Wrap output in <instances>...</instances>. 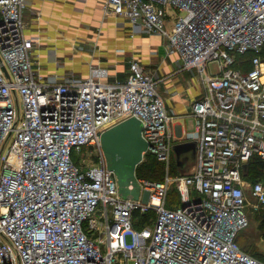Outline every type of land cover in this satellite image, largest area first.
Masks as SVG:
<instances>
[{"label":"built area","instance_id":"obj_1","mask_svg":"<svg viewBox=\"0 0 264 264\" xmlns=\"http://www.w3.org/2000/svg\"><path fill=\"white\" fill-rule=\"evenodd\" d=\"M26 1L0 0V264H264L235 241L245 208L264 209L263 183L243 175L251 158L264 161V0H102L198 74L196 166L173 178L157 80L136 60L123 81L96 65L83 79H45L25 36ZM231 52H250V67H234ZM130 117L165 165L163 180L136 177L137 200L119 194L100 142ZM172 183L177 208L166 206Z\"/></svg>","mask_w":264,"mask_h":264},{"label":"crops","instance_id":"obj_2","mask_svg":"<svg viewBox=\"0 0 264 264\" xmlns=\"http://www.w3.org/2000/svg\"><path fill=\"white\" fill-rule=\"evenodd\" d=\"M102 5V0L26 1L22 19L25 36L35 39L32 60L36 72L47 80L83 79L88 77L90 66L96 65L108 71V82L123 81L130 62L136 60L157 80L158 93L172 117L173 146L189 141L197 145L198 134L190 115L191 103L202 94L197 72L182 69L179 55L166 52L163 37L134 33L127 19L106 14ZM182 158L177 166L172 151L170 167L176 175L195 169L196 152L193 159L189 152H183ZM181 205L166 200L168 208Z\"/></svg>","mask_w":264,"mask_h":264},{"label":"water","instance_id":"obj_3","mask_svg":"<svg viewBox=\"0 0 264 264\" xmlns=\"http://www.w3.org/2000/svg\"><path fill=\"white\" fill-rule=\"evenodd\" d=\"M142 123L135 117H130L106 129L100 136L102 150L106 157L108 170L112 171L118 184V191L122 198H139L140 189L137 183L135 170L143 159L148 143L141 135ZM195 141L175 144L172 151L177 166L180 165L183 152H189L192 159L196 152ZM185 159L182 158V161ZM248 164L243 165V174L246 176ZM179 174L182 176L183 171Z\"/></svg>","mask_w":264,"mask_h":264},{"label":"rangeland","instance_id":"obj_4","mask_svg":"<svg viewBox=\"0 0 264 264\" xmlns=\"http://www.w3.org/2000/svg\"><path fill=\"white\" fill-rule=\"evenodd\" d=\"M235 57L238 56L234 52H231ZM217 69V63L213 62L210 63L207 67V71L210 73H215ZM88 151V148H84V152L86 153ZM148 156L144 153L142 162L140 164V169L143 167L144 164H146L148 160ZM96 159L92 158L91 163L95 162ZM157 166L159 167L158 175L152 176V178L143 177V176H136L137 178H148L151 180H158L162 177V174L164 172L165 176V165L162 162H159L156 159ZM136 175V174H135ZM176 175L173 166L170 167V177L173 178ZM163 176V177H164ZM177 176V175H176ZM257 181H260L264 185V179L258 178ZM168 202L169 201H175L180 202L179 194L176 190L175 184H171L170 190L168 193ZM249 201L252 202V198H249ZM253 203L248 205L245 208V212L248 216L249 223L248 225L240 230L235 238V241L238 243V245L241 247V249L245 250L246 252L255 255L257 258L262 260L264 262V229L260 228V222L257 221V216L264 214V209L261 208H255L252 206ZM128 241H130L129 237L127 238Z\"/></svg>","mask_w":264,"mask_h":264},{"label":"trees","instance_id":"obj_5","mask_svg":"<svg viewBox=\"0 0 264 264\" xmlns=\"http://www.w3.org/2000/svg\"><path fill=\"white\" fill-rule=\"evenodd\" d=\"M261 54L264 56V45L262 47ZM237 55L238 56H236V63L234 64V67H239L243 71H246L250 67V58H251L252 54L250 52H246L242 55H240V54H237ZM238 63H239V65H238ZM145 154L149 158H148L146 164H144L141 169H140V164L142 161L140 162V164L137 165L136 170H135V174H136V176H143V177L152 178V176L158 175L159 167L157 166L156 158L154 156L147 154V153H145ZM247 164H248L247 175L245 176L243 174L246 180H248L250 182H257L258 178L264 179V161L259 160L257 157H253L250 159V161ZM163 176H164V172L162 174V177L160 179H158L157 181L163 180ZM148 178H146V179H148ZM135 215H138V214L135 213ZM150 215H152V212L150 213ZM148 216H149L148 214L141 216L140 222L138 225H142ZM257 221L260 222V228L264 229V214L258 215ZM252 256L256 257L255 255H252ZM257 259H259V258H257Z\"/></svg>","mask_w":264,"mask_h":264},{"label":"bare ground","instance_id":"obj_6","mask_svg":"<svg viewBox=\"0 0 264 264\" xmlns=\"http://www.w3.org/2000/svg\"><path fill=\"white\" fill-rule=\"evenodd\" d=\"M111 124H112V123H111ZM111 124H110V125H111Z\"/></svg>","mask_w":264,"mask_h":264}]
</instances>
